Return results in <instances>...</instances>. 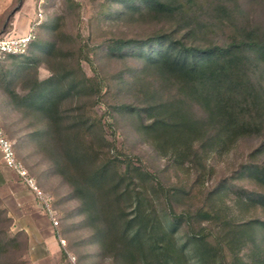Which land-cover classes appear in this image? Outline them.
<instances>
[{
    "label": "rangeland",
    "instance_id": "obj_1",
    "mask_svg": "<svg viewBox=\"0 0 264 264\" xmlns=\"http://www.w3.org/2000/svg\"><path fill=\"white\" fill-rule=\"evenodd\" d=\"M169 1L181 7L162 9L145 0H0V32L14 28L27 32L29 29L22 30L27 22H39L36 38L25 52L0 58V117L18 158L42 194L48 196L59 220L54 230L61 249L48 252V256L39 254L33 262L30 243L27 251L20 230L37 223L41 229L35 238L45 237L47 223L39 207L47 213L48 210L41 193L4 163L0 151V209L10 218L13 216V221L0 217V229L7 225L9 234L19 238L21 245L16 251L21 254L22 264H120L112 255L102 253L80 199L63 175L55 171L41 137L44 116L28 99H13V91L23 95L34 86L36 77L43 79L54 73L63 76L59 84L67 93L63 104L67 124L84 130L85 145L96 142L103 131L111 142L104 149L116 153L120 171L133 161L153 173L156 178H148L146 184L154 189L168 224V210H195L209 202L211 190L221 184H225L226 194L216 201L233 222L264 217L259 207L237 201L244 188L262 187L250 177H236V169L243 162L264 160L262 154L251 155L262 141V134L241 136L229 151L211 154L205 173L196 178L193 164L178 165L161 155L139 129L140 121L146 120V114L139 109L151 99L147 84L159 83L144 57V52L157 48L151 41L161 35L179 48L180 41L194 46L223 44L247 21L264 27V0H225L232 12L230 6L228 10L223 8V0ZM40 8L42 16L37 15ZM128 40L132 42L117 49ZM148 40L145 45L143 42ZM40 44L45 50L31 59L30 50L40 48ZM30 59L33 61L28 62ZM199 168L203 169V165L199 164ZM169 186L177 189L171 202L166 200L163 188ZM199 226L183 218L177 232L179 244H184L188 233ZM208 231L213 239L219 235L216 224ZM262 248L258 241L246 246L242 253L246 260L253 259ZM188 256L192 264H201L192 251Z\"/></svg>",
    "mask_w": 264,
    "mask_h": 264
},
{
    "label": "trees",
    "instance_id": "obj_2",
    "mask_svg": "<svg viewBox=\"0 0 264 264\" xmlns=\"http://www.w3.org/2000/svg\"><path fill=\"white\" fill-rule=\"evenodd\" d=\"M145 1L162 9L181 7L169 0ZM225 3L223 8L228 10L230 6L232 12L231 5ZM150 40L143 43L147 45ZM131 42L128 40L117 49ZM151 44L157 48L144 52V57L159 83L147 84L146 92L151 99L139 109L146 114L139 129L161 155L178 165L193 164L196 178L205 173L211 154L229 151L241 136L262 134V141L251 155H264V27L261 24L252 21L241 24L223 44L194 46L180 41L179 48L161 35ZM44 50V44H40V48L30 50L29 57L34 59ZM31 59L27 61L32 62ZM62 77L58 73L43 79L36 77L34 86L23 95L13 91L16 96L13 99L18 96L28 99L44 116L46 124L40 130L41 137L46 141L55 171L63 175L80 199L103 254L112 255L120 264H192L188 251L201 264H264V217L252 216L240 222L227 217L216 201L224 198L225 184L211 190L209 202L195 210H168L167 215L171 216L168 224L154 189L146 184L148 178H156L153 173L133 161L125 171H120L116 153L104 149L111 142L103 131L96 142L85 145L84 130L67 124L63 108L67 93L59 84ZM236 172V177H250L262 187H243L245 192L239 195L238 203L259 207L264 212V160L243 162ZM163 188L166 200L173 201L177 189ZM0 211V217L12 220L4 209ZM183 218L200 226L188 233L184 244H179L177 232ZM214 224L219 235L213 239L208 230ZM9 229L7 225L0 229L3 255L0 263L22 264L21 254L16 251L21 242L16 235L9 234ZM20 231L28 251L29 235L25 230ZM258 241L263 244L262 250L246 260L243 249Z\"/></svg>",
    "mask_w": 264,
    "mask_h": 264
},
{
    "label": "built area",
    "instance_id": "obj_3",
    "mask_svg": "<svg viewBox=\"0 0 264 264\" xmlns=\"http://www.w3.org/2000/svg\"><path fill=\"white\" fill-rule=\"evenodd\" d=\"M38 16H42V8L37 13ZM39 22L32 21L30 28L27 32H22L14 29L5 30L0 32V58H3L9 54H20L25 52L30 44L36 38V26ZM0 151L3 156L4 163L17 171L20 177L24 179L33 189H36L41 193L45 206L47 207L48 213L51 216L54 225L59 224L58 217L55 210L52 209L48 196L42 194V191L38 188L36 180L30 175L28 169L24 166L22 161L18 158L14 142L7 135L0 117Z\"/></svg>",
    "mask_w": 264,
    "mask_h": 264
},
{
    "label": "crops",
    "instance_id": "obj_4",
    "mask_svg": "<svg viewBox=\"0 0 264 264\" xmlns=\"http://www.w3.org/2000/svg\"><path fill=\"white\" fill-rule=\"evenodd\" d=\"M30 26V21L26 23L25 27L22 29L23 31H27ZM31 192L32 189H31ZM41 215L46 218V225H45V230L47 229V233L45 237L43 236L40 239H36L35 237L38 236L40 232V226L37 223H34V225H25L21 229H25V231L29 235V243H30V252L32 253V260L33 262L37 261V258L39 254H49L53 253L54 251L56 252L57 250L61 249V244L59 241V238L56 236L55 233V225L53 223V220L51 216L46 212L44 207H39ZM13 217V216H12ZM63 241V239H62ZM34 248V250H33ZM36 248V249H35ZM36 256H35V255Z\"/></svg>",
    "mask_w": 264,
    "mask_h": 264
}]
</instances>
